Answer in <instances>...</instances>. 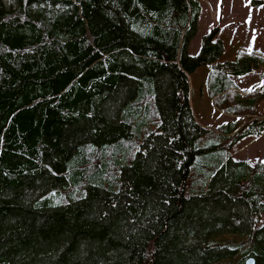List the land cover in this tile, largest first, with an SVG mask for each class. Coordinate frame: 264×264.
I'll return each mask as SVG.
<instances>
[{
  "label": "trees",
  "instance_id": "1",
  "mask_svg": "<svg viewBox=\"0 0 264 264\" xmlns=\"http://www.w3.org/2000/svg\"><path fill=\"white\" fill-rule=\"evenodd\" d=\"M200 0H0V264H264V117L203 126L189 74L229 113L262 97L188 52ZM234 91V92H233Z\"/></svg>",
  "mask_w": 264,
  "mask_h": 264
},
{
  "label": "rangeland",
  "instance_id": "2",
  "mask_svg": "<svg viewBox=\"0 0 264 264\" xmlns=\"http://www.w3.org/2000/svg\"><path fill=\"white\" fill-rule=\"evenodd\" d=\"M200 3L197 31L188 46L190 54H196L201 38L215 29L223 44V53L217 61L234 60L238 51L253 52L264 61V0H200ZM209 68V65H202L189 74L191 107L201 124L214 128L237 117L242 125L264 117V62L248 73L232 75L235 81L233 90L239 95L244 97L252 89L261 93L262 97L252 111L255 113L235 114L220 110L205 88ZM231 151L235 159H247L250 163L264 159V133L257 137H242Z\"/></svg>",
  "mask_w": 264,
  "mask_h": 264
},
{
  "label": "water",
  "instance_id": "3",
  "mask_svg": "<svg viewBox=\"0 0 264 264\" xmlns=\"http://www.w3.org/2000/svg\"><path fill=\"white\" fill-rule=\"evenodd\" d=\"M246 264H253L254 263V260L253 258H248L246 261H245Z\"/></svg>",
  "mask_w": 264,
  "mask_h": 264
},
{
  "label": "crops",
  "instance_id": "4",
  "mask_svg": "<svg viewBox=\"0 0 264 264\" xmlns=\"http://www.w3.org/2000/svg\"><path fill=\"white\" fill-rule=\"evenodd\" d=\"M250 72V71H249ZM238 76V75H237ZM235 82V81H234ZM203 125V124H202ZM204 126V125H203Z\"/></svg>",
  "mask_w": 264,
  "mask_h": 264
}]
</instances>
